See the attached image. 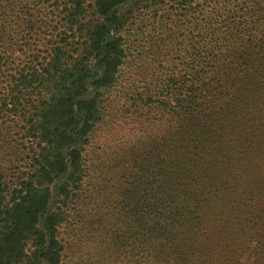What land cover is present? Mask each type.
Segmentation results:
<instances>
[{"label": "rangeland", "instance_id": "rangeland-1", "mask_svg": "<svg viewBox=\"0 0 264 264\" xmlns=\"http://www.w3.org/2000/svg\"><path fill=\"white\" fill-rule=\"evenodd\" d=\"M97 1L80 0L75 32L66 23L74 0H0V58L11 54L15 71L31 75L12 76L10 89L0 76V174L10 190L34 168L31 132L57 95L45 63L60 59L65 70L82 57L101 21ZM117 8L122 55L104 86L84 85L96 114L77 146L79 169L43 186L57 264H264V0ZM224 27L237 37L211 56ZM229 69L233 89L215 75ZM198 71L205 99H193Z\"/></svg>", "mask_w": 264, "mask_h": 264}, {"label": "trees", "instance_id": "trees-1", "mask_svg": "<svg viewBox=\"0 0 264 264\" xmlns=\"http://www.w3.org/2000/svg\"><path fill=\"white\" fill-rule=\"evenodd\" d=\"M79 2L80 0H74V9L67 14L66 23L69 31H78L74 30V25L77 23L76 7ZM118 2L119 0L97 1V13L101 21L86 32L88 45L84 47L82 57L72 67L62 70L60 59H55L53 63L52 61L45 63L50 70L47 69L44 73L48 72L52 89L57 95L49 105V111L38 117L39 121L36 124L39 130L34 128L31 132L32 139L39 140L40 148L38 155L35 154L32 158L34 165L30 170L33 172L32 177L26 181L30 171L17 177L12 183V186L15 185L14 188L10 190L0 174V264L22 263L25 244L33 237L37 238L34 243L35 249L26 257V264L58 263L61 247L57 240V220L48 210L50 196L43 186L50 185L71 166L79 169L81 150L77 146L85 144L83 138L92 128L90 122L94 121L96 114L94 100H88L82 94L85 91L84 85L88 78H92L93 81L89 84L95 90L104 86L105 81L114 73L122 55L117 39L120 27ZM29 24L32 23H26L27 26ZM216 33L219 39L215 47L210 48L211 56H214L218 46H221L218 49L225 50L237 37V32L232 28L224 27L218 29ZM26 43L23 45L26 46ZM90 60L94 62L93 65L88 64ZM25 69L26 67H22L17 73L11 54L1 57L0 76L7 75L11 78L5 89L11 88V81L14 80L12 76L19 74L23 79L31 76L28 74L29 71L24 73ZM209 69L214 70L213 67ZM234 71L235 69H229L225 74L215 75L218 81L233 89ZM35 72L33 71V76ZM203 74L204 72L199 71L195 74L193 95L196 96H193V99H205V95L202 94L205 90L201 86ZM9 98L7 95L4 100ZM27 131L29 132V129ZM190 135H193L192 131ZM191 143L190 140L187 142ZM33 177L36 178L35 181Z\"/></svg>", "mask_w": 264, "mask_h": 264}]
</instances>
